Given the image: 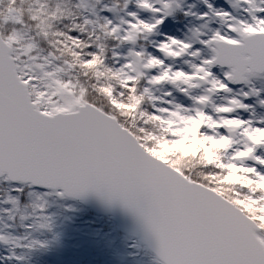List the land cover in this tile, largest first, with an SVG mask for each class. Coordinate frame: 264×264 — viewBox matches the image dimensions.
I'll return each mask as SVG.
<instances>
[{"label": "snow or ice", "instance_id": "6c2138e0", "mask_svg": "<svg viewBox=\"0 0 264 264\" xmlns=\"http://www.w3.org/2000/svg\"><path fill=\"white\" fill-rule=\"evenodd\" d=\"M157 3L159 7H153L149 0H137V7L159 18L152 24L139 20L130 24L131 31L121 42H135L138 31L151 34L164 24L175 0ZM237 3L245 6L250 22L236 20L206 3L208 11L198 19L205 20L210 13L226 25L224 32H193L194 41L210 55L193 65L191 75L179 71L170 75L165 69L148 83L176 85L180 81L194 88L199 85L190 81L200 80L209 85L211 94L230 91L228 84L213 75L216 65L227 68L224 80L232 84H248L251 78L264 76V0ZM130 15L135 19V13ZM50 19H56V13ZM110 23L101 28L107 36L118 31L115 27L109 31ZM38 27L46 37L51 24L40 20ZM54 35L63 38L56 43L63 48L65 67L47 71L52 61L45 58L44 63L34 65L39 76L27 65L22 68L11 55L21 37L15 33L0 37V185L8 193L0 199L5 206L0 207V246L11 253L7 259L21 260L15 255L18 249L46 247L30 235L51 228L46 214L49 196L83 199L94 195L138 218L154 245L156 264H264V118L255 122L230 118L236 110H248L237 99L213 108L222 114L218 119L202 110L185 117L181 113L186 110L179 105L174 110L157 108L149 89L138 92L133 79L121 81L119 100L113 89L98 85L96 90L109 102V107L99 106L88 99L87 89H77L71 78L60 74L79 67L101 79V67L111 71L104 66L103 47L85 54L83 47L92 46L84 45L80 33L72 35L70 30ZM167 40L157 48L165 57L201 55L199 50L190 51L193 43ZM173 46L179 51H172ZM34 47L28 44L24 52ZM130 55L140 59L144 53ZM130 67L122 65L121 72ZM143 67L161 68L163 61L149 55ZM121 72L112 75L120 78ZM126 95L134 110L128 121L117 115ZM249 95L259 92L251 89L243 94L244 99ZM145 98L153 103L151 112L143 109ZM192 99L199 105L210 103L208 95ZM259 103L264 107V99ZM175 120L194 126L197 141H209L216 150L213 159L197 157L199 172L156 158L159 138L149 132V125L159 124L167 138L181 140L168 128Z\"/></svg>", "mask_w": 264, "mask_h": 264}, {"label": "rangeland", "instance_id": "374dc122", "mask_svg": "<svg viewBox=\"0 0 264 264\" xmlns=\"http://www.w3.org/2000/svg\"><path fill=\"white\" fill-rule=\"evenodd\" d=\"M195 1L196 4H194L192 0H175V3L173 4L174 10L172 15L167 17L164 24L157 27V29L153 32L154 38L151 41L153 46L149 44V47L147 48L148 56L151 55L159 59L160 55L163 54L157 50L158 46L161 43H167V38L171 37L172 39L183 41L184 43H193V49L190 51H200L201 55L199 57H192L190 54H183L176 58L165 57L167 60H170V63L172 66H174L173 70L170 72V75L178 71L191 75L194 72L193 65H198L202 59L207 58L210 55L208 49L194 41V31L198 30L201 33L208 34H210L211 31L216 30L221 32L225 31L226 25L212 17L210 13L208 18L205 20L198 19L201 14L208 11V9L205 7L206 3L211 4L216 10L229 12L236 20L250 22L247 13L244 11L245 6L238 4L237 0ZM0 2V5L4 6V0H0ZM126 2L128 4H124L120 10L122 12L118 11L115 15L116 18H118V21L120 18V21L123 23V36L131 31L129 25L135 24L137 20L145 24H152L154 23L155 19L159 18L155 13L137 7V0H126ZM149 3H151L153 7H159L157 0H149ZM177 4L179 5L178 8L176 7ZM232 4H235L236 7H231ZM185 12H189L190 15H184ZM131 13H135V19H133V17L130 15ZM3 17L0 14V22H2L1 24L7 23L5 21V17ZM204 25H206V27ZM23 36L24 33L22 32L20 37ZM206 38L207 36L201 37V39ZM126 43L128 45L134 44V42ZM126 43L124 42L120 49V51L123 50V52L122 55L119 56L121 61L117 67L118 72H121L122 65L128 64L127 60L129 47L126 48ZM131 50L133 53H135V46ZM171 50L179 51V49L175 46H173ZM12 56L17 58L13 52ZM32 62H38V60L31 61L27 59H21L20 66L22 68L25 65L31 67L32 71L37 76H39L40 71L39 69L35 68V63ZM138 64H140V60L135 57L130 68L135 69L136 72H138ZM53 68L54 66H51L46 70L52 71ZM164 70V65L161 68L150 70L153 72H151V75H149L148 81L151 80L153 76L159 75ZM226 71V67L214 66L212 68V73L215 78L220 79L224 83L228 84L230 89L229 92H215L209 94L207 92L209 85L200 80L190 81L191 84L199 85L198 87L194 88L189 87L187 84H184L180 81L177 82L178 86L171 87V83L165 81L160 83L158 86H152L148 89L151 97L155 101V106L157 108H169L170 110H174L175 107L179 105L182 109L186 110L181 113L185 117L193 116L195 110H202L207 115L212 116L213 119H218L219 115L222 114H216L213 112V108L228 106V102L230 100L237 99L248 105V110H236L230 114V118H236L244 121L251 120L253 122L264 118V107H261L259 103L261 99H264V76L253 77L250 79L248 84H232L224 80V73ZM149 85L153 84L149 83ZM251 89L257 90L259 95H249L247 99H244L243 94L250 92ZM185 92L187 94H185ZM202 95H208L210 97L209 104L199 105L194 103L192 98H197ZM161 101L170 102V104L161 103ZM152 110L153 103L150 106L148 112H151ZM151 127L161 128L159 124L155 123L151 124ZM168 128L182 137L179 142L177 140L166 138V143L169 146L175 147V153L179 155V157H174L173 160L171 155L173 153L168 152V154H170V156H168L172 160V164H175L174 162H178L180 166L184 168L199 172V160L197 159L198 156L204 155L209 159H213L215 157L216 150L209 141H204L202 138L199 142L197 141L193 131L194 127H192V125H189L183 121L175 120L168 124ZM238 131H242V129ZM237 139L239 140L241 137L238 135ZM159 156L161 157V151L159 150L157 152L156 150V158L160 159ZM236 175H239V173H236ZM0 207L5 206L0 205ZM46 214L51 220V237L49 240H51L53 236L58 238L59 245L63 248V251L60 252H62L63 255L58 257L57 251L56 255L53 254L51 256V251L54 249V247H52L49 242L44 239L42 236L43 234L39 233L38 231L31 233L30 239H35L41 243H44L46 245L45 248H37L31 251L27 249H18L16 250L15 255L20 256L22 259L19 261L11 260L9 263L6 261L5 256H9L11 253L7 248L0 246V264H56L57 260L62 261L64 264H156V259L151 255V253L147 252L144 247L138 245L135 238L133 239L117 231L113 222L106 221V223L111 224L110 228L108 229H103L102 225H96V227H93L91 225L93 218L87 215L86 210H81V212L80 210H77L76 204H74V202L71 200L70 202L63 200L59 204L54 197L49 196L47 198ZM5 222H7L6 218ZM86 255H91L92 259H94L92 263H90V261L87 263L85 259Z\"/></svg>", "mask_w": 264, "mask_h": 264}, {"label": "trees", "instance_id": "16d2710c", "mask_svg": "<svg viewBox=\"0 0 264 264\" xmlns=\"http://www.w3.org/2000/svg\"><path fill=\"white\" fill-rule=\"evenodd\" d=\"M3 3L4 6L0 5V14L2 17H5L7 23L1 24L2 22H0V35L3 38H7L10 34L15 33L20 37V34L22 32L24 33V36L21 37L20 43L15 46L12 51L18 58L17 63L19 64L21 59L32 61L33 58H36L35 60H38V62L32 63L42 64L45 62V58H47L52 61V66H54V68H64V60L66 57L61 56L60 53L63 51V48L59 43H56L63 38L54 35L55 33L68 34L70 30L72 35L80 33V39L84 42V45L90 44L92 46L90 49L83 47L85 54L89 51H96L98 46L103 47L104 51L102 59L104 66L111 71H105L104 67H101L100 70L104 72V76L101 79L98 80L90 70L87 71L86 74V70L79 67L70 72L65 71L60 74L64 79L71 78L77 89L80 87L87 89L88 99L92 103L102 107H109V102L106 96L96 90L98 85L113 89L116 92V99L118 100L120 99L119 89L122 87L121 81L124 79H133L135 81L134 86L137 88L138 92H143L144 88L159 85H149L148 78L153 71L147 70L143 67L148 58L147 48L149 47V44L153 46L151 41L154 38V33L149 34L142 32L141 30L136 33L137 38H135L133 45H128L125 42L126 47L130 46L134 48L135 46L136 52L144 53L143 58L139 59L140 64L137 66L138 72L132 68H124L121 72L120 78H116L112 75V73L118 72L117 67L121 61L119 56H121L123 52V50L120 51V49L124 44V42H121L124 33L123 23L120 21V18L118 21V18H116L115 15L122 9L124 4H128L126 0H4ZM53 13H56V19L54 20L50 19ZM34 17L36 19H34ZM40 20H47L51 24L46 37L42 35L39 30L38 24ZM85 21H87V23H85ZM108 21L111 22L108 25L109 31L113 27L118 29L117 33L112 36H107L104 31H101L102 26ZM65 43L69 42L65 41ZM28 44H33L35 47L30 53L26 54L24 52V47ZM53 56H55V59H52ZM151 105L152 102H149L148 99L145 98L143 109L148 112ZM109 110L111 111V108ZM133 111L132 106L128 103V97L126 95L121 107L117 111V115L125 121H128V117ZM148 130L151 134L159 138V141L156 144V150L157 152L159 150L161 151V157L159 156L160 159L172 163L168 152L173 153L171 154L173 160L174 157H179V155L175 153V147L169 146L166 143L167 133L161 131V128L151 127V124L149 125ZM177 141L179 142V140ZM7 194L6 186L0 185V198ZM52 197H54V195ZM56 201L59 204L62 202V200L57 199ZM76 207L80 212L81 210H85L77 204ZM86 211L87 215L93 218L92 224L90 223L93 227H96V225H102L103 229L110 228L111 224L106 223L105 218L95 216L89 213L88 210ZM39 233L43 234L42 236L44 239L54 247L51 251V256L54 253L57 254L58 251L57 256L61 257L63 253L60 251H63V248L59 245L58 238L53 236L52 239L49 240L51 237L50 230H42L39 231ZM17 234L22 233L18 231ZM7 257L8 255L5 256V259L10 263L11 260L7 259ZM85 259L87 263L89 261L92 263L94 260L91 255H86ZM56 264L64 263L57 260Z\"/></svg>", "mask_w": 264, "mask_h": 264}, {"label": "water", "instance_id": "95a60500", "mask_svg": "<svg viewBox=\"0 0 264 264\" xmlns=\"http://www.w3.org/2000/svg\"><path fill=\"white\" fill-rule=\"evenodd\" d=\"M64 198L69 199V201L72 200L79 205L81 204L82 207L89 209V211L96 216L102 215L107 221L113 222L117 231L133 239L135 238L138 245L143 246L147 252H150L156 259L154 245L150 241L142 224L135 215L122 208L120 205L114 204L110 206L94 195H89L83 199Z\"/></svg>", "mask_w": 264, "mask_h": 264}]
</instances>
